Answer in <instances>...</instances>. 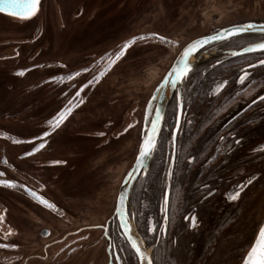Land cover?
I'll return each instance as SVG.
<instances>
[{
    "label": "flooded vegetation",
    "instance_id": "1",
    "mask_svg": "<svg viewBox=\"0 0 264 264\" xmlns=\"http://www.w3.org/2000/svg\"><path fill=\"white\" fill-rule=\"evenodd\" d=\"M209 1L40 0L30 18L0 14V30H7L0 32V74L8 79V96L1 97L19 90L13 99L35 101L29 103L35 106L54 99L57 108L46 119H29L44 124L96 74L95 59L139 34L151 39L129 47L136 57L125 62L121 77L110 73L123 65L128 51L100 81L138 82L145 75L157 83L188 43L170 40L184 35L181 24L191 12L186 5ZM231 5L235 7L225 10L240 19L215 25L211 33L264 23V0H231ZM171 20L181 22L176 31ZM12 25L17 27L9 29ZM262 36L264 32L238 35L202 47L188 76L170 94L156 149L124 205L130 234L153 264H238L242 247L264 220V66L249 67L264 59V53L243 51ZM64 48L79 52L84 63L77 69L89 70L71 79L60 77L61 83L41 80L42 60ZM161 64L165 67L159 74L148 72ZM244 72L250 76L241 83ZM93 91L87 95L84 88L79 108L43 140L17 145L16 156L3 151L9 147L8 136L0 131V180L14 185L0 184V264H138L115 206L122 178L138 155L151 92L140 103L137 93L124 85L104 94ZM94 96L104 101V109L90 126V115L81 107ZM124 97L142 111L133 127L120 132L124 108L108 101ZM46 130V125L38 126L34 137ZM43 141L44 148L25 155ZM236 191L239 197L229 199Z\"/></svg>",
    "mask_w": 264,
    "mask_h": 264
},
{
    "label": "rangeland",
    "instance_id": "2",
    "mask_svg": "<svg viewBox=\"0 0 264 264\" xmlns=\"http://www.w3.org/2000/svg\"><path fill=\"white\" fill-rule=\"evenodd\" d=\"M224 2H226L227 4H224ZM72 6L75 7L74 5H70V7H72ZM230 7H235V5H231V0H211L208 3L201 2L199 4H193V5L187 4L186 10L188 12L189 11H191V12H190V14L187 15V18H186L184 24L183 23L181 24V26L185 25L184 26V28H185L184 35H181L179 37L171 35L170 40L171 41L176 40L179 43H184V42L187 43L190 40H192L198 36L209 33L210 30L215 27V25L226 24V23L232 22L234 20L240 19L238 15H236V14L232 15V14H230L229 11L225 10V8H230ZM252 16L253 15H249V17H252ZM169 23L171 24V26H170L171 30L176 31L178 29L177 26L181 22L179 20L178 21H172L171 20ZM6 24L8 25V23H6ZM2 25H3L2 20H0V26H1L0 29L2 28ZM16 27L17 26L12 25L11 27H9V29H13ZM162 29H158V31L161 32ZM2 31H7V30H0L1 34L4 33ZM9 32H11V31H9ZM15 32L16 31H12L11 33H15ZM140 37H144V39H140ZM25 38H27V37H25ZM149 39H151L150 36L143 35V34L128 37V38L124 39L120 44L116 45L111 50H109L107 53H104L103 55H101L97 59H95L93 62L95 63L96 74H94L91 77V79H89L84 85L81 86L82 88L80 89L79 93L82 92L84 88H86V89H88V92L86 93L87 95H88V93L92 92L93 90H94L93 92H95V94H97V95L99 93L104 94V93L109 92L111 89L118 88L121 85L122 86L124 85V86L129 87V89L131 90L130 92H134L135 94L137 93V95L139 96V98L141 100L140 103L142 101H143V103H145L146 98H148L150 92H152L151 90H153V87L156 85V83L153 80H149L150 81L149 82L148 77L143 75V77L140 79V81H138L139 83L135 82V79L127 80L125 82L126 84L124 82H122L121 84H114V83H109V81L106 82V80L102 81V83H101L100 80L102 79V77L104 75L100 76L99 72L102 70H104V74L109 72L112 69V67L116 64V62L118 63L121 61L122 57L128 51L129 55L128 54L127 55L129 57L127 56L126 60L125 59H123L124 61L122 60V62H124L123 65L119 64L118 68H116V69L114 68V70L112 69L113 70V71L111 70L112 72L110 71L111 76L115 75V78L119 77L123 73V71H125V69H127L125 67V65L128 64L129 62H127V63H125V62L129 61L136 53L135 52L133 54L132 53L130 54V51L128 50L129 47L133 43H135V44L141 43V42H143V40L147 41ZM130 40H133V42L129 44L127 49L124 50V55L121 56L120 59L116 60V62L114 64H112L110 68H107L105 70V66L108 63L106 54L112 56V58L115 59V55H114L115 52H117L120 49V47L126 41H130ZM64 50L65 51H63V53H55L53 56L51 54L48 55L46 57V61L42 60L43 61L42 64L44 67L42 68L41 74H40L41 80H43V79L46 80L45 78H48V77H50L53 80H58V78H60V77H63V78H66L69 76L72 77V76L77 75V73L82 75L83 74L82 70L85 68H88V67H83V68L77 69V67H80V65H82L84 63V61L81 60V56L80 55L77 56V54L79 52H73L71 54V53L66 52V48H64ZM101 57H105V59L102 60ZM134 57H136V55ZM51 63L53 64V66H51L50 68H45V66H48L47 64H51ZM164 67H165V65L161 64V65L155 66L153 68L154 71L152 69L151 70L149 69L148 72L150 74L156 73V72H157V74H159V72L162 71L164 69ZM64 68H66V71ZM2 77H3V75L0 74V131H4L5 135L8 136V138L6 140L9 143V147H7L6 149H3V151L8 152L7 155L16 156L17 151L21 147V146H17V145H19L21 143H14V141H16V140L25 141V139H23V138L24 137L29 138V136L31 138L27 139V141L32 140L34 138H35L36 142L40 141V139H38V138H40V136L38 138L34 137L35 134H37L36 129L38 128V126L46 125V129H48V130H46V132H49V134L53 130L57 129V127H55L53 129L52 126H50L47 123L50 120V118L47 119V121H45L44 124H40V123L38 124L37 121L36 122H33V121L29 122V119L34 120L35 116L38 117L40 115L41 116L43 115L42 118L46 119L47 115L50 112H52V110L54 111L55 108H57L58 104H57V101H54V99H50L48 97L46 100L39 102L38 106L37 105L35 106L34 104H29L31 102L34 103L35 101L34 102L33 101H17L16 99H13L14 98L13 95H15V93H17L19 90H17V91L15 90V93L10 91L9 95H11V97L2 98L1 96L7 95L6 94V88H5L4 84L8 80L6 78L1 79ZM94 77H96V79H94ZM3 80H4V83H3ZM58 81L61 83L62 79L58 80ZM99 81H100V83H99ZM123 91H125V90H123ZM70 101H71V103H69ZM70 101H68L64 106L60 107L58 109V111H56L54 116L58 112L63 110L65 107H68V108H71V111L66 113V118H68L73 114V111H75L77 108H79L78 107L79 104H81L83 102L82 99L78 96L74 97V99H72ZM114 102H116V103L118 102V104L120 105V108H122V107L124 108V111H123L122 116H121V118L123 119V122L121 124L123 126L120 128V130H119L120 132L124 126L127 127L129 124H134V123L139 121V116H138L137 112L140 115L142 109L140 110V112L137 111V109H136L137 106H132V104H131L132 102H130L128 99L126 100L125 97L123 99H118L115 101L114 100L108 101V103H110V105ZM84 104L85 105L82 106L81 108L87 109V111L90 115V118H91V119L89 118L90 126H93L95 123L91 122L92 118H94L95 120L98 119V117L100 116V114L102 112V109H104V107H103L104 101L100 100V98H97L96 96H94L93 99L86 100ZM47 110L49 112H46ZM24 111L26 113L21 114ZM8 116L9 117H17L18 116V117L15 120H7ZM130 117L132 119L131 122H129ZM3 118H5V119H3ZM43 130H45V129L43 128ZM90 130H92V129H90ZM0 135H2V134L0 133ZM1 151H2V149H1Z\"/></svg>",
    "mask_w": 264,
    "mask_h": 264
},
{
    "label": "snow or ice",
    "instance_id": "3",
    "mask_svg": "<svg viewBox=\"0 0 264 264\" xmlns=\"http://www.w3.org/2000/svg\"><path fill=\"white\" fill-rule=\"evenodd\" d=\"M40 4V0H0V13H10L14 16H19L21 18H30L35 15L38 11ZM255 26L251 23L236 26L232 25L229 28H221L219 32H216L212 35L205 36L199 39H196L186 46H184L181 52L176 56L173 64L171 65L167 74L163 77L161 82L156 86L153 91V94L148 101L145 111V119L147 124L145 125L144 134L142 136L141 142L138 146V156L136 159V164L143 167L144 160L147 159L157 146V137L160 131V121L162 119V111L160 107V103L162 101V94L164 89L167 86H171L172 88H176L179 83H181L187 76L191 69V64L189 63V57L195 53L199 48L203 47L205 44H208L210 41H219L226 40L229 37L236 36L238 34L244 33L250 29H253ZM264 32V29H261ZM153 35H156L155 33ZM135 39V38H134ZM140 39H144V37H140ZM161 41L165 40V37H159ZM133 40L126 41L120 49L115 52V59L112 56L106 54L108 63L105 66V70L110 68L112 64L116 62V60L120 59L121 56L124 55V50L128 48L129 44L132 43ZM244 52H257L260 51L264 53V36H262L258 41L249 43L246 47L243 48ZM102 60L105 57H101ZM264 66V59L258 58L256 64H249L250 68H254L256 66ZM89 69L85 68L82 71H88ZM23 75V73H19ZM79 73H77L78 75ZM99 75H104V70L99 72ZM250 76V73L244 72L243 75L240 76V82L243 83L246 78ZM72 77L69 76L68 79ZM96 79V77H94ZM226 83V82H225ZM224 86L223 83L218 84L216 86V91H219ZM79 96V92L76 93ZM71 103V101L69 102ZM71 109L65 107L63 110L58 112L55 116H53L47 123L55 127H59L60 123L66 118V113L70 112ZM133 124H129L127 128L133 127ZM127 128L125 131H127ZM49 135V132H44L42 137L38 138L43 140V137ZM103 135V133H100ZM14 143H31V141H20L16 140ZM47 141H43L37 145H35L31 152H26L25 155H31L32 153L39 151L40 149L45 147ZM53 163H61L60 161H54ZM0 175H3L0 173ZM132 175L131 172L128 173L130 177ZM251 183V181H249ZM0 184L12 187L13 182L11 180H0ZM35 196V193H33ZM240 192L236 191L233 194L229 195V199L235 200L239 197ZM39 202L46 205L48 208L55 210L56 206L43 197H38ZM126 199V195L121 193L119 197V203L116 206V213L119 215V219L121 221L120 227L124 230V235L127 238L128 243L132 250H134L135 256L138 260V264H153L152 259L146 254L145 251H142L141 246L138 244L137 239L133 238L130 234V225L128 223V217L125 213L124 202ZM193 225L195 224V217L192 218ZM3 220V216H0V221ZM150 231L152 229H149ZM14 247L15 245H11ZM4 247H9V245H4ZM238 264H264V223H259L257 225V229L254 230L252 238L249 242L242 247L238 258Z\"/></svg>",
    "mask_w": 264,
    "mask_h": 264
},
{
    "label": "water",
    "instance_id": "4",
    "mask_svg": "<svg viewBox=\"0 0 264 264\" xmlns=\"http://www.w3.org/2000/svg\"><path fill=\"white\" fill-rule=\"evenodd\" d=\"M0 14H4V15H10V16H14V15H12V14H10V13H0ZM17 17H19V16H17ZM246 24H249V23H244V24H241V25H236V26H242V25H246ZM251 24H253L255 27L253 28V29H250V30H248V31H246V32H244V33H241V34H238V35H246V34H253V33H261L262 31H261V29H264V23H252L251 22ZM227 28H229V27H227ZM220 31V30H219ZM219 31H216V32H219ZM216 32H209V33H206V34H204V35H201V36H199V37H197V38H195V39H193V40H191L190 42H192V41H194V40H196V39H199V38H202V37H205V36H209V35H212V34H214V33H216ZM238 35H236V36H238ZM234 37V36H233ZM230 38V37H229ZM219 41H222V40H219ZM219 41H210L208 44H205L204 46H207V45H209V44H211V43H215V42H219ZM190 42H188V43H190ZM187 43V44H188ZM186 44V45H187ZM185 45V46H186ZM203 46V47H204ZM202 48V47H201ZM201 48H199V49H201ZM198 49V50H199ZM182 50V49H181ZM181 50L179 51V53L181 52ZM197 50V51H198ZM196 51V52H197ZM195 52V53H196ZM178 53V54H179ZM195 53H193L190 57H189V63L191 64V68L195 65V63H196V60H195V58H194V55H195ZM177 54V55H178ZM176 55V56H177ZM176 56L174 57V59H173V61L171 62V64H170V66H169V68L167 69V71L161 76V78L157 81V83H156V85L154 86V88H153V90H152V92H151V95H150V97H149V99H148V101L150 100V98H151V96H152V94H153V91H154V89L156 88V86L161 82V80L163 79V77L167 74V72L169 71V69H170V67H171V65L173 64V62H174V60H175V58H176ZM180 84V83H179ZM178 84V85H179ZM177 85V86H178ZM174 88H172L171 86H167L165 89H164V92H163V94H162V101H161V103H160V107H161V111H162V118H163V114H164V111H165V107H166V105H167V102H168V99H169V97H170V94H171V92H172V90H173ZM148 101H147V103H146V106H147V104H148ZM146 106H145V111H146ZM71 109V108H70ZM161 122H162V119H161V121H160V126H161ZM147 124V121H146V119H145V115H144V128H143V134H144V129H145V125ZM143 134H142V136H143ZM141 139H142V137H141ZM140 142H141V140H140ZM152 155V154H151ZM151 155L147 158V159H145L144 160V164H143V167H141L140 165H137L136 164V159H137V157H136V159H135V161L132 163V165H130V167L127 169V171L125 172V174H124V176H123V178H122V181H121V185H120V189H119V192H118V196H117V200H116V206L118 205V203H119V197H120V195H121V193H124L125 195H126V199H125V202H126V200H127V196H128V192H129V189H130V187H131V185H132V183H133V181L135 180V178H136V176H137V174L139 173V171L141 170V169H145L146 167H147V165H148V163H149V161H150V158H151ZM138 156V155H137ZM129 172H131L132 173V175L129 177L128 176V173ZM125 202H124V205H125ZM116 206H115V208H116ZM262 223H264V220H263V222Z\"/></svg>",
    "mask_w": 264,
    "mask_h": 264
},
{
    "label": "bare ground",
    "instance_id": "5",
    "mask_svg": "<svg viewBox=\"0 0 264 264\" xmlns=\"http://www.w3.org/2000/svg\"><path fill=\"white\" fill-rule=\"evenodd\" d=\"M195 60H196V59H195ZM136 236H137V235H136ZM136 236H135V237H136ZM147 253H148V251H147Z\"/></svg>",
    "mask_w": 264,
    "mask_h": 264
}]
</instances>
